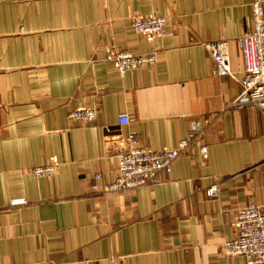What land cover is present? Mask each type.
I'll use <instances>...</instances> for the list:
<instances>
[{
	"label": "crops",
	"instance_id": "0c3cea01",
	"mask_svg": "<svg viewBox=\"0 0 264 264\" xmlns=\"http://www.w3.org/2000/svg\"><path fill=\"white\" fill-rule=\"evenodd\" d=\"M252 2L0 0V264H247L222 249L238 210L264 207V113L231 106ZM140 14L167 16L168 33L145 39L132 27ZM222 38L237 79L217 75L204 46ZM111 47L157 60L121 76L106 59ZM83 106L97 118L71 124ZM124 112L132 120L120 126ZM193 120L205 134L159 183L93 191L115 179L124 134L173 148ZM51 157L57 172L36 177L31 169Z\"/></svg>",
	"mask_w": 264,
	"mask_h": 264
},
{
	"label": "built area",
	"instance_id": "2783aa9c",
	"mask_svg": "<svg viewBox=\"0 0 264 264\" xmlns=\"http://www.w3.org/2000/svg\"><path fill=\"white\" fill-rule=\"evenodd\" d=\"M253 22L239 38L238 45L242 52V77L240 93L232 102L233 108L254 106L264 113V0H253ZM132 27L148 41L165 36L169 31L167 16L150 14L136 15L132 18ZM204 46L212 55L216 72L219 76H231L237 79L232 67L230 41L222 38L205 42ZM106 59L111 61L121 76L129 71L155 64L156 53L135 54L130 50L111 47L107 50ZM96 107H78L70 111L68 118L71 124L90 123L98 116ZM132 115L124 112L119 116V125H129ZM206 127L199 120H193L188 133L176 147L156 149L143 144L141 136L135 131L124 134L117 153L118 166L115 179L109 183H94L95 193L113 194L157 184L161 177L173 171L175 163L189 153L191 147L203 137ZM200 151L203 160L208 159V146L202 144ZM60 166L57 157H51L46 163L31 169L36 177L54 175ZM102 175L96 174L100 180ZM220 184L215 182L206 189L210 198L218 197ZM19 200L13 205L25 204ZM236 236L226 241L223 253L226 256L243 255L247 264H264V207L255 203L247 204L237 212L235 221ZM111 264H117L114 259Z\"/></svg>",
	"mask_w": 264,
	"mask_h": 264
},
{
	"label": "water",
	"instance_id": "95a60500",
	"mask_svg": "<svg viewBox=\"0 0 264 264\" xmlns=\"http://www.w3.org/2000/svg\"><path fill=\"white\" fill-rule=\"evenodd\" d=\"M109 130H115L114 127L109 128ZM119 134V133H118Z\"/></svg>",
	"mask_w": 264,
	"mask_h": 264
}]
</instances>
